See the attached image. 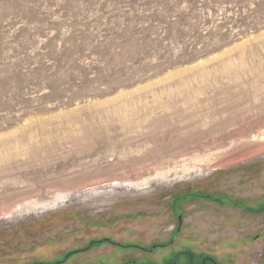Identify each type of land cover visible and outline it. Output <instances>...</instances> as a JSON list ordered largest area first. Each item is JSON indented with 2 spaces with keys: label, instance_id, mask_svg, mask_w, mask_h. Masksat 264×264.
Here are the masks:
<instances>
[{
  "label": "rangeland",
  "instance_id": "374dc122",
  "mask_svg": "<svg viewBox=\"0 0 264 264\" xmlns=\"http://www.w3.org/2000/svg\"><path fill=\"white\" fill-rule=\"evenodd\" d=\"M262 103L264 0H0V264H253L189 206L264 210Z\"/></svg>",
  "mask_w": 264,
  "mask_h": 264
},
{
  "label": "crops",
  "instance_id": "0c3cea01",
  "mask_svg": "<svg viewBox=\"0 0 264 264\" xmlns=\"http://www.w3.org/2000/svg\"><path fill=\"white\" fill-rule=\"evenodd\" d=\"M220 194H225V193H220ZM186 196V195H185ZM216 197V199L214 198ZM232 197V196H231ZM202 201V204H205V207L203 208L202 205L198 209H193L192 206H189L190 210L196 212V222L201 226V229H199L200 233H196L197 236L203 237L205 243L210 244L208 245L211 247L213 251L219 250L220 248H226L224 245H220V239L223 237H230L232 236V239H243V238H253L251 241H247V249L243 250L244 254L246 253H251L253 252L254 249L257 248L259 245L255 240H260V238L264 237V229H262L261 225L259 224H254L253 220H245L244 218L241 217H235L233 218V223L232 224H225L223 221H226L228 218H222L219 217L216 218L215 212H226L228 209H233L234 211L241 209L245 210V207L239 205V200L234 199V202L232 203H224V201L219 200L218 196H213L212 198H197ZM246 200V199H245ZM249 202V201H247ZM251 202V201H250ZM203 208V209H202ZM202 209V210H201ZM201 211V212H200ZM200 212V213H199ZM247 212V211H246ZM250 214V213H248ZM251 215V214H250ZM219 216V215H218ZM185 218V217H184ZM183 218L182 222H186V219ZM207 218H210L211 221L205 222ZM200 219H203L201 225H200ZM264 219V218H263ZM191 222V221H190ZM212 224H211V223ZM210 223V224H209ZM222 224V225H220ZM226 229L227 234L223 233V230ZM229 231V232H228ZM258 237V238H256ZM256 238V239H255ZM216 244L214 245V243ZM124 263V262H123ZM122 263V264H123Z\"/></svg>",
  "mask_w": 264,
  "mask_h": 264
},
{
  "label": "bare ground",
  "instance_id": "6f19581e",
  "mask_svg": "<svg viewBox=\"0 0 264 264\" xmlns=\"http://www.w3.org/2000/svg\"><path fill=\"white\" fill-rule=\"evenodd\" d=\"M258 82H259V80H258ZM260 82H262V80H260ZM229 107H238V105H223V107H221L220 109L218 108H216L215 109V113H221V112H226L225 110L226 109H228ZM264 107V103H262L261 105H251L250 106V109H253V108H255L256 110H260V109H262ZM245 111V110H244ZM244 111H241L240 112V114L241 115H243L244 113H246V111L244 112ZM140 111H138V113L137 114H139L140 115V113H139ZM215 113H213V114H215ZM161 118H158V117H153L152 119H150L149 120V124H150V126H154V127H156L160 122H161ZM84 126H87L85 129H84V134L86 135V136H89L90 138H91V136H93V138H94V140L92 141V145H91V148L92 147H95V145H97V144H99V143H101L102 141H105V140H107V141H109V136H108V130H109V128H108V126H106L105 124H103L102 126H101V124H95V123H88V124H85ZM66 127V126H65ZM64 127V128H65ZM68 127V126H67ZM238 133H245V132H238ZM238 133H236V134H238ZM241 135V134H240ZM72 137H70V136H68V137H66L64 140L65 141H68V139H71ZM84 141H85V138L84 137H81ZM77 138H75V139H72V140H76ZM50 141V137H49V140L46 142V144L44 145V146H42V147H40V148H38V146L36 145V144H34L33 143V146L31 145V149L32 150H35L32 154L33 155H39L38 153H40V152H42V151H47L48 150V148H50L51 146H53L54 145V143H50L49 142ZM3 144L5 145V146H7L8 145V143H4L3 142ZM41 148H43V149H41ZM164 148V147H163ZM88 149H90V148H88ZM117 165V164H116Z\"/></svg>",
  "mask_w": 264,
  "mask_h": 264
},
{
  "label": "trees",
  "instance_id": "16d2710c",
  "mask_svg": "<svg viewBox=\"0 0 264 264\" xmlns=\"http://www.w3.org/2000/svg\"><path fill=\"white\" fill-rule=\"evenodd\" d=\"M200 196H202V197H205V198H212L211 196H209V195H206V194H202V193H200ZM113 242L111 239H102L101 241H92L90 244H89V247L88 248H91L92 246H94L95 244H98V243H103V242ZM119 246H121V247H129V248H131V247H133V248H137V247H139V248H141V249H145V247H143V246H141V245H138V244H127V245H124V244H120V243H117ZM147 250V249H146ZM75 253V252H74ZM60 262H62V261H58L57 262V264H59ZM171 264H173V262H171Z\"/></svg>",
  "mask_w": 264,
  "mask_h": 264
},
{
  "label": "flooded vegetation",
  "instance_id": "af4514ba",
  "mask_svg": "<svg viewBox=\"0 0 264 264\" xmlns=\"http://www.w3.org/2000/svg\"><path fill=\"white\" fill-rule=\"evenodd\" d=\"M214 198L216 199V197H214ZM238 204H239V203H238ZM244 211H245V212L247 211L246 213H247V214L250 213L251 215H253V214L256 215L257 213H258V214L260 213V215H262V213L264 214V210H262V209L258 210L257 212H254V213H253V212H250V211L247 210L246 208H245ZM181 220H182V216H181ZM220 249H221V248H220ZM220 249H219V250L217 249V250H215V251H220ZM210 251H213V250L211 249ZM206 253H207V255H213V256L215 255V256H217L216 254H211V253H209V252H206ZM245 254H246V253H245ZM210 257H211V256H210ZM210 257H206V260H210ZM243 257H245V256L243 255V256L241 257V259H240V261L238 262V264H240L241 262L243 263V261H244V260H242ZM42 264H49V263L42 262Z\"/></svg>",
  "mask_w": 264,
  "mask_h": 264
},
{
  "label": "built area",
  "instance_id": "2783aa9c",
  "mask_svg": "<svg viewBox=\"0 0 264 264\" xmlns=\"http://www.w3.org/2000/svg\"><path fill=\"white\" fill-rule=\"evenodd\" d=\"M264 248H259L255 252V258L253 260V264H257L258 259L262 256Z\"/></svg>",
  "mask_w": 264,
  "mask_h": 264
}]
</instances>
